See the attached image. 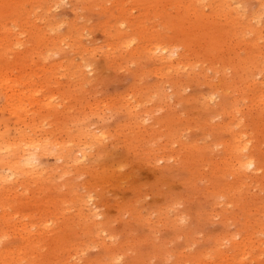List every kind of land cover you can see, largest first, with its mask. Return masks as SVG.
<instances>
[{
	"label": "rangeland",
	"instance_id": "1",
	"mask_svg": "<svg viewBox=\"0 0 264 264\" xmlns=\"http://www.w3.org/2000/svg\"><path fill=\"white\" fill-rule=\"evenodd\" d=\"M12 1L0 135L73 148V162L41 154L43 174L0 201L8 263L264 264V0ZM152 40L168 64L131 54ZM239 132L247 175L231 171Z\"/></svg>",
	"mask_w": 264,
	"mask_h": 264
},
{
	"label": "bare ground",
	"instance_id": "2",
	"mask_svg": "<svg viewBox=\"0 0 264 264\" xmlns=\"http://www.w3.org/2000/svg\"><path fill=\"white\" fill-rule=\"evenodd\" d=\"M28 1V2H27ZM226 1V0H225ZM11 2L14 3V1L11 0ZM17 2V1H16ZM22 2V1H21ZM25 4H24V3ZM22 4L23 5H26V2L28 3L27 5L29 6V0H23ZM222 2V1H221ZM220 2V3H221ZM17 5V3H15V6ZM19 5V3H18ZM21 5V3H20ZM220 5V4H219ZM227 4H225L226 6ZM6 8L10 9L9 7L11 6H7L5 5ZM15 6H12L13 8ZM31 6V5H30ZM19 7V6H18ZM23 7V6H22ZM230 7V6H229ZM5 8V10H6ZM21 8V7H20ZM29 10H27L26 7H24L23 9V12H22V16L24 19H27L28 21L31 19V17L33 16L32 13H33V8L31 7V10H30V7H28ZM228 8V7H226ZM229 9V8H228ZM17 9H14V11L16 12ZM6 11H9V10H6ZM11 11V10H10ZM13 11V12H14ZM18 11V10H17ZM11 13V14H14V13ZM226 12V11H225ZM227 13V12H226ZM34 14V13H33ZM18 15V14H17ZM16 15V16H17ZM21 15V14H20ZM19 17V16H18ZM20 17V18H21ZM22 19V18H21ZM20 19V20H21ZM16 20L19 21V18L17 19L16 17ZM36 19H34L35 21ZM23 22V21H22ZM32 22H33V19H32ZM26 23V21H25ZM29 23V22H28ZM31 23V22H30ZM29 23V24H30ZM34 23V22H33ZM144 23V21H142L140 23V25H142ZM24 24V23H23ZM28 24V25H29ZM139 25V26H140ZM33 26V24L31 25V27ZM2 27V25H1ZM17 27V26H16ZM2 28L5 29V27L3 26ZM36 28V27H35ZM34 28V29H35ZM38 28V27H37ZM9 29V28H8ZM39 29V28H38ZM148 30V28H147ZM8 31V30H7ZM116 31V30H115ZM78 32V31H77ZM229 33V31L227 32ZM117 34V33H116ZM119 34V32H118ZM121 34H119L120 36ZM116 36V35H115ZM33 37H38L37 36H34ZM40 37L41 35L38 37L39 40H40ZM44 37V36H43ZM73 37V36H72ZM75 37V36H74ZM1 38V37H0ZM37 38V39H38ZM68 38V37H66ZM116 38V37H115ZM118 38V41H119V44L121 43L122 45L125 44L126 40H122L120 39L119 37ZM5 39V38H2V40ZM35 39V38H34ZM36 39V41H37ZM1 40V41H2ZM38 40V42H39ZM54 40V39H53ZM57 40V39H56ZM67 40V39H66ZM63 42L65 41L64 39L62 40ZM74 41V40H73ZM3 42V41H2ZM19 42V41H18ZM37 42V43H38ZM41 42V41H40ZM57 42V41H55ZM62 42V43H63ZM76 42V41H75ZM80 42V41H79ZM128 42V41H127ZM68 43V42H66ZM148 43V44H147ZM40 44V43H38ZM53 44V43H52ZM55 44V43H54ZM53 44V45H54ZM70 44V43H69ZM126 44H129L126 43ZM3 45V44H2ZM1 46V45H0ZM81 46V45H80ZM55 47V45H54ZM58 47V46H57ZM74 47V46H73ZM79 48V47H78ZM78 48H76L78 50ZM81 48V47H80ZM82 48H83V45H82ZM141 50H145V51H148L150 52L151 50V55L152 57L154 58H157V57H160L161 59H165L166 61L164 63L168 64V60H170V57L172 58V55H170V53L167 52V49L163 46H161L159 43H155L153 40L152 42L149 44V41H147L145 43V46L143 48H141V46H139V48H137L136 51H131V54L132 55H135L136 52L140 51ZM7 50V49H6ZM85 50V48H84ZM79 53V52H78ZM7 54V53H6ZM139 54V53H138ZM2 55V54H1ZM142 55V54H141ZM144 55V53H143ZM4 56V55H2ZM146 56V55H145ZM169 56V57H168ZM180 56V55H179ZM150 57V56H149ZM43 58V57H42ZM81 58V57H80ZM83 58V56H82ZM85 58V57H84ZM83 58V60H85ZM248 59V58H247ZM46 60V59H45ZM162 61V60H161ZM68 62V60H67ZM86 62V61H84ZM84 62H80V64H78L79 66V72L81 73H85V68H88L90 69L89 66H86L88 64V62H86L87 64L84 66L83 64H85ZM171 62V61H170ZM160 63V61H159ZM60 64V63H59ZM172 64V63H170ZM182 64V63H180ZM54 66V65H53ZM70 66V65H69ZM77 66V65H76ZM184 66V65H183ZM43 67V66H41ZM180 67V66H179ZM25 68V67H24ZM40 68V67H39ZM47 68V67H46ZM56 68V67H55ZM68 68V67H67ZM74 68V66H73ZM182 67H180L181 69ZM6 67L4 66H0V80L1 78L3 77L2 75H6L4 73V71H7ZM43 69V68H42ZM50 70L53 69V68H49ZM58 69V68H57ZM72 69V68H71ZM179 69V70H180ZM4 70V71H3ZM73 70V69H72ZM157 70V69H156ZM163 70V69H162ZM34 71V70H33ZM44 71V70H43ZM55 71V70H53ZM87 71V69H86ZM51 72V71H50ZM160 72V70L158 71ZM181 72V71H180ZM7 73V72H6ZM9 73H11V70H9ZM35 73V72H34ZM7 76V75H6ZM83 77V76H82ZM3 79V78H2ZM3 81V80H2ZM6 81V80H5ZM13 84V83H12ZM12 88V87H11ZM18 95V94H17ZM30 96V95H29ZM32 97V96H31ZM12 98V97H11ZM211 98V97H210ZM15 100V104H14V100L12 101V103L15 105L14 107H17L16 105L20 106L22 105V103L24 102L21 98H13ZM211 103V102H210ZM24 104V103H23ZM12 107V106H11ZM13 108V107H12ZM21 108V106L19 107V109ZM18 109V108H16ZM15 109V111H17ZM22 109V108H21ZM11 111V110H10ZM14 113V112H13ZM12 114V112H11ZM240 134H233V141H232V154H233V157H234V162L232 164V167L233 169L235 170H231L232 171V174L234 175V171H236L237 174H243V175H247L248 171L251 169H253V167H255V163L253 161V159L251 158L249 152H248V143L246 142L245 140V135L242 133V132H239ZM89 134V133H88ZM28 136V135H26ZM25 135L21 136L19 138V140H14L12 141L8 135H4V133L2 135H0V163L3 164L6 168V174H0V201L2 202V204H4V201H5V198H6V195L8 194V192H11L13 191V188H14V184H16L18 182V180L21 178H24V179H37V177H40L39 175L43 174L42 170H40V167H39V158H40V155H46V154H53L51 153V150L50 148L48 149V146H47V142L46 143H43L42 141V145L38 142L37 139L35 138H32L31 136L29 137H26ZM84 136V135H82ZM90 140L91 141H99L102 139L99 138V135H95V134H90ZM85 138V137H83ZM85 140V139H84ZM73 142V141H72ZM50 143V142H49ZM80 143V142H79ZM86 142L81 143L83 145H81L79 148L78 146L76 147L79 151H80V154H81V158H75L76 161H75V164L78 163V161L80 160H84L86 159L87 157V153H86ZM49 145V144H48ZM51 145V144H50ZM59 146V144H56ZM62 145V144H61ZM79 145V144H78ZM55 146V144H54ZM63 146V145H62ZM67 146V145H66ZM65 146V147H66ZM51 147V146H50ZM54 150H56V146L53 147ZM52 148V149H53ZM73 149V148H72ZM71 148H60V147H57V152L56 154H53V156L56 157L57 160H65V161H71L72 160V156H73V150ZM42 152V153H40ZM78 152V151H77ZM79 154V153H78ZM75 155V154H74ZM73 162V160H72ZM235 173V175H236ZM20 179V180H21ZM89 216L95 221L96 220V216L95 214H89ZM88 216V217H89ZM24 231V230H23ZM25 232V231H24ZM30 232V231H29ZM27 241V249L29 250H35L36 247H31L32 245V242H28L29 239H25ZM21 256V254H18V257ZM8 258H9V254H7V252H5V250H2L0 249V264H9L8 263ZM17 258V257H16ZM10 263L11 264H15V257L13 256V254H11V257H10Z\"/></svg>",
	"mask_w": 264,
	"mask_h": 264
}]
</instances>
